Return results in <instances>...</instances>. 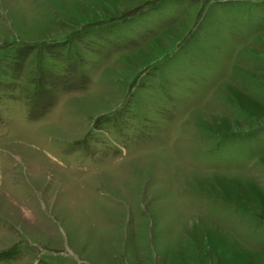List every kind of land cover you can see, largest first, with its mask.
Instances as JSON below:
<instances>
[{
	"label": "rangeland",
	"instance_id": "374dc122",
	"mask_svg": "<svg viewBox=\"0 0 264 264\" xmlns=\"http://www.w3.org/2000/svg\"><path fill=\"white\" fill-rule=\"evenodd\" d=\"M0 264H264V0H0Z\"/></svg>",
	"mask_w": 264,
	"mask_h": 264
}]
</instances>
